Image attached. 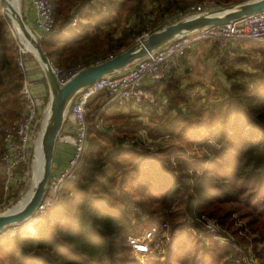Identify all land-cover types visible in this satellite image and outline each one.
I'll return each mask as SVG.
<instances>
[{"label":"trees","instance_id":"trees-1","mask_svg":"<svg viewBox=\"0 0 264 264\" xmlns=\"http://www.w3.org/2000/svg\"><path fill=\"white\" fill-rule=\"evenodd\" d=\"M116 1L66 0L62 9V0H52L54 14L71 7L75 12L90 8L97 13L99 6ZM147 1H123L133 19L127 34L138 36L155 29ZM186 1L164 0L155 21L182 10ZM70 20L69 15L59 17L58 29L53 27L39 41L46 57L55 58L60 66L70 53L55 42ZM11 30L0 6V106L3 99L17 94L23 76ZM129 45L121 35L111 41L102 57ZM224 59L220 68L228 88L222 99L197 104L170 78L163 88L164 110L158 113L151 108L161 125L163 120L168 122L162 131L182 144L193 145L190 154H178L180 145L166 139L158 141L153 151L125 149L119 143L120 133L92 130L77 179L63 185L57 201L34 223L36 233L0 235V264H128L125 236L132 232V220L144 216L157 222L170 220L172 227L189 217L197 231L202 228L198 220L212 219L235 238L241 233L256 264H264V63L257 67L258 73L250 74L233 68L229 57ZM149 134L154 139L160 136ZM192 243H200L192 234L171 239L164 264H230L229 249L216 243L208 248Z\"/></svg>","mask_w":264,"mask_h":264},{"label":"built area","instance_id":"built-area-1","mask_svg":"<svg viewBox=\"0 0 264 264\" xmlns=\"http://www.w3.org/2000/svg\"><path fill=\"white\" fill-rule=\"evenodd\" d=\"M212 3H216V0H201L195 5L189 6L181 15L189 16L209 10ZM31 5L34 10L33 22L38 32L37 35L42 38L55 25L54 5L52 0H31ZM75 23L76 17H73L71 25H75ZM15 39L17 40V38ZM199 42H208L217 46L221 49V57H228L231 55L232 49L245 42L264 48V9L219 26L206 27L182 34L136 60L125 70L103 76L90 86L80 90L69 103L63 122V124L67 123L70 133L64 134L62 139L72 146V154L58 174L50 177L44 198L36 210L38 217L44 216L57 201L63 185L78 177L83 157L90 145L87 122L90 100L99 94L106 97V100L100 103L98 110L94 111L90 126L100 133L116 131L113 125L103 120L102 114L110 107L122 108L128 104L139 107L150 106L157 109L160 105L157 85H162L172 78L174 71L182 66L187 51L192 45ZM16 46L19 47L17 42ZM16 61L23 74L19 88V97L23 108L15 118L7 122H0L3 144V150L0 153V174L4 194H9L21 185L22 177L18 172L21 168H26L30 157L34 158L37 145L41 140L42 124L46 114L45 105L39 107L38 100L32 92L25 73V59L19 52ZM49 64L59 84L65 83L83 67L76 65L63 71L50 61ZM148 138L146 134L140 136L139 139L123 137L121 142L126 145L138 146ZM161 139H166V137L162 135L155 140L158 142ZM206 140L208 143H212L210 139ZM147 149L153 151L154 146L151 145ZM1 206L0 202V208ZM187 220L191 222L189 217ZM198 222L206 229L205 232L211 240L219 242L222 247L230 250L231 253L228 257L230 264H256V258L251 248L246 247L234 236L220 229L215 221L202 217ZM167 230V222L140 225L136 231L125 236L126 246L132 252L148 257L152 252L161 248V238L164 237Z\"/></svg>","mask_w":264,"mask_h":264},{"label":"rangeland","instance_id":"rangeland-1","mask_svg":"<svg viewBox=\"0 0 264 264\" xmlns=\"http://www.w3.org/2000/svg\"><path fill=\"white\" fill-rule=\"evenodd\" d=\"M123 1L124 0H118L114 4H109V5L105 4L99 7L97 6L98 7L97 10L100 11V12L97 11V13L96 11H92L90 8H86L84 11L78 10L75 12L72 9V7L69 10L61 11L58 14L55 13L56 15L54 14V19H55L54 30L58 29L57 24L59 22V17H62V15L63 16L69 15L71 19L69 21L70 24L67 25V27L63 29L64 34L60 36L61 38L60 41L55 42L56 47H61L62 45H65L68 48V53H70L69 54L70 57L66 59L63 58V60H66V61L64 62L65 64L62 63L61 66L57 65L55 58H47V59L55 67L63 71L69 69V68H66L68 64H69L68 66L75 65V64L80 65V66H83L86 64L90 65V64H94L95 62H99L107 58V57H102L106 49H108V46L110 45L111 41H115L121 35H124L130 42V44H133L138 38H141L142 36L148 34L149 32L143 33L142 35H138V36L127 34L126 30L128 29V27L132 25L133 19L131 18V16L128 15L127 11H125V9L123 8L122 6ZM199 1L201 0H187L186 6L182 10L179 9L177 11H173L170 14H165L162 16L161 19H159V21H155V17L159 12V11L157 12V9L164 5L163 4L164 0H148L146 3L147 10L152 11V13L149 14V18L151 19L150 23H152V21L154 20L152 25L154 24L156 25L155 29L154 28L153 29L151 28V29L153 31L157 30L158 28L166 24L172 23L178 19L188 16V15L183 16L181 15V13L185 11L189 6L195 5ZM242 1L244 0H230L229 2L226 3L224 2V0H216V3H212L211 6L209 7L215 8L218 6L228 5V4L242 2ZM66 3H67L66 0H62V3H61L62 9L66 6ZM73 17H76L75 25H71ZM150 23L147 25H150ZM28 28L32 32V34L35 35L38 42L44 39L45 35L44 37L39 38L38 35L35 34V31H33L31 27H28ZM11 29H12L11 30L12 36L13 38L14 37L17 38V40L15 38L14 39L18 43V46H19L17 47L15 44L16 54H18L19 52L20 55L24 57V59H27V58L35 59V57H33L30 53H28V51L23 47V45L20 44L18 40L17 32L12 27ZM253 45H256V44L245 42L239 45V47L232 49L231 51L232 53L231 55H228V57L232 59V65H234L233 68L241 69L245 73H250V74L258 73L256 72V69H258L257 67L261 66L264 63V48L262 49L261 47L260 49L255 48ZM239 59L241 61H237ZM219 60L220 62H222L225 59L224 57H220ZM8 100L10 103V108H9L10 114H11V111H14V113L18 115L23 108V103L19 97V90L16 95H10ZM95 100L96 99L89 102L88 104L89 109H88V115H87V122L89 125V130H88L89 139L92 136V133H91L92 130H94L90 126L92 116L95 113L94 111L96 109L98 110L100 103H103L106 100V97L103 94H99L97 96L96 106L94 104ZM3 101L4 103H7V98L3 99ZM116 108L118 109L120 107H110L102 114L103 120L106 123L113 125L114 128H116V131L111 132V133L104 132L101 134L117 136L120 133L119 135L120 137H127V138H134V137L139 138L140 136L146 134L149 137L144 143L138 146L130 145V144L126 145L122 142H119L122 148L129 149L130 147H133L137 151L147 152L148 150L147 148L149 146L151 145L154 147L158 146L161 142H157L154 139V136L149 134V131H151V133L156 132L160 136L164 135L166 137V140L168 141H171V140L176 141L180 145V148H178L179 150L175 151L178 154L188 155L191 153L192 150H194L193 145L190 146L187 144H182L179 141H177V139L172 134L171 135L168 134L169 132H165V130L162 131L163 129H165L164 127L168 126V122L166 123V121L163 120L162 125H161L160 121L156 118V116H154L150 112L152 110L150 106H140L139 107L136 105L128 104L122 107L123 110L128 111L127 114H123V115H119V114L115 115V113L117 112L114 113L113 111H115ZM134 110H137V111H134ZM155 110L158 111V113L159 111H161V109L159 110L155 109ZM157 117H160V116H157ZM154 119H157V120H154ZM4 121H7V120L5 119L3 120V122ZM154 121H159V122L155 124ZM0 122L2 121L0 120ZM123 133L125 135H123ZM33 159L34 158L30 157L26 168L25 169L21 168L20 171L18 172L19 175L22 177L21 185L17 189H14L9 194L4 195V199H0L1 200L0 202L2 204L0 208V213L8 210L16 201H19L21 195H24L23 190L25 188V185L28 179L30 177H33L34 175V174L31 175V172H32L31 165H32ZM171 163H172V160H171ZM163 222H167L168 230L163 235L164 237L161 238L162 239L161 248L152 252V254L149 255L148 257L132 252L130 248L126 246V243L124 240V244L128 249L127 252L129 253V257H130L128 264H164L165 261L167 260L166 255L168 252L171 239L177 238L179 236L186 235V234H192L200 241L199 246L196 245V243H192L193 247L197 246L200 248V246H203L205 248H208L211 246V244L215 245V243L218 245V247H222L219 244V242H216L209 238L208 234L205 232L206 229H204L203 226L200 231L194 230L195 228L193 227L192 223L189 220H187L186 217L185 219L181 221V223L179 222L180 224L177 227L175 226L176 227L175 228V227H172L171 225L172 222L170 220L165 219V220H162L161 222L160 221L157 222L156 220H152L150 217L144 216V217H141L140 220H136V219L134 221L132 220V225H133L132 232L136 231L140 225L149 224V223L158 224V223H163ZM171 228H175V229L172 230ZM17 231L22 232L24 234L34 235L36 233L34 222L32 223L31 221L30 223L27 222L24 224L14 226L12 228L7 229L5 232L9 234H13V233H16ZM238 237L240 238H236L237 241H239L243 245H246V243H243L241 241V238L243 236L239 235Z\"/></svg>","mask_w":264,"mask_h":264},{"label":"water","instance_id":"water-1","mask_svg":"<svg viewBox=\"0 0 264 264\" xmlns=\"http://www.w3.org/2000/svg\"><path fill=\"white\" fill-rule=\"evenodd\" d=\"M0 6L8 17L11 27L13 29L17 28L25 38L34 43L37 54L35 60L40 67L48 92L45 106L46 121L40 140L43 153L42 173L33 187L31 197L22 207L11 208L0 213V235H3L6 234L5 231L9 228L27 222L30 223L31 221L35 223L43 217H38L36 210L44 198L47 183L51 177L55 143L63 126L67 107L80 90L90 86L103 76L125 70L136 60L164 46L182 34L206 27L219 26L258 12L264 9V0H244L218 6L166 24L138 38L133 44L119 53L78 70L63 84H59L53 75L45 53L41 50L35 35L24 23L19 9L16 10L9 0H0Z\"/></svg>","mask_w":264,"mask_h":264},{"label":"crops","instance_id":"crops-1","mask_svg":"<svg viewBox=\"0 0 264 264\" xmlns=\"http://www.w3.org/2000/svg\"><path fill=\"white\" fill-rule=\"evenodd\" d=\"M9 1L14 7L20 10L19 12L21 13L24 23L27 27H31L37 35L38 32L36 31L33 22L34 10L31 5V0ZM63 32L64 31L58 35V40L61 39L60 36L64 34ZM221 54V49L208 42L196 43L187 51L182 66L174 71L172 79L177 86L187 93V96L190 98L189 100H194L197 104H206L223 98L228 88V82L220 68L221 59L219 60V58L221 57ZM25 65L26 77L33 94L38 100L39 107L46 105L48 99L47 87L37 61L32 58H27L25 59ZM165 83L157 85V95L160 100V105L157 110L161 109L159 113L162 112L166 106L167 100L163 93ZM8 98L7 103L3 102L0 106V116L2 114L0 120L2 122L5 119L9 121L17 116L14 111H11L10 114V103ZM94 99L97 100V96L92 98L90 102ZM96 100L94 101L95 106L97 105ZM113 112H117L115 115H123L127 114L128 111L123 110L122 108H116ZM66 133H70L67 123L63 124L55 143L51 176L58 174V172L67 164V161L72 154V146L62 139V136ZM2 150L3 144L0 134V153ZM4 195L7 194H4L2 191V176L0 174V199H4Z\"/></svg>","mask_w":264,"mask_h":264},{"label":"bare ground","instance_id":"bare-ground-1","mask_svg":"<svg viewBox=\"0 0 264 264\" xmlns=\"http://www.w3.org/2000/svg\"><path fill=\"white\" fill-rule=\"evenodd\" d=\"M15 9L18 10L16 7H15ZM14 30L17 32V36H18V40H19L20 44L23 45V47L28 51V53H30L33 57L37 58L34 43L29 41L27 38H25L17 28H15ZM45 121H46V114H45V119H43L42 131H43V128L45 125ZM31 167H32L31 175H33V174L34 175H33V177H30L28 179V181L25 185V188L23 190L24 195H21L19 201H16L9 209L22 207L29 200V198L31 197L32 192H33V187L41 176L42 167H43V153H42L40 143H38V145H37V149L35 151V155H34V159L32 161Z\"/></svg>","mask_w":264,"mask_h":264}]
</instances>
